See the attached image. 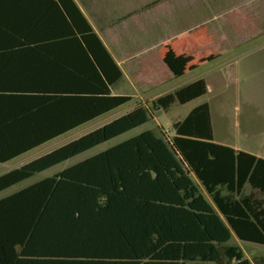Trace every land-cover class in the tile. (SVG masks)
<instances>
[{
	"label": "trees",
	"instance_id": "obj_1",
	"mask_svg": "<svg viewBox=\"0 0 264 264\" xmlns=\"http://www.w3.org/2000/svg\"><path fill=\"white\" fill-rule=\"evenodd\" d=\"M24 1L0 0V165L132 101L114 93L124 76L73 0ZM44 7L51 18H40ZM76 42L68 50L88 55L81 66L91 84L71 79L79 63L53 57L65 50L54 44ZM206 92L198 78L138 103L13 169V182ZM233 237L264 246V159L214 142L206 102L167 138L143 131L0 198V264H264Z\"/></svg>",
	"mask_w": 264,
	"mask_h": 264
},
{
	"label": "rangeland",
	"instance_id": "obj_2",
	"mask_svg": "<svg viewBox=\"0 0 264 264\" xmlns=\"http://www.w3.org/2000/svg\"><path fill=\"white\" fill-rule=\"evenodd\" d=\"M177 1H180L181 6L185 3L186 9L189 10V12L186 10L185 17L171 19L165 17L169 11L165 3L166 9L158 12L157 19L144 17L143 22L149 27L153 26L154 29L164 31L161 34V37L165 36L164 38L177 30L188 31L182 37L191 49L192 57L188 62L192 60L191 65L197 63L194 56L197 51L202 55L205 54V57L202 56L201 59L204 65L200 69L207 79L206 94L184 105L175 104L166 112L149 111L145 124L97 145L44 173L36 174L27 181L14 184L12 178L14 168L98 127L99 123L107 117L120 114L129 106H133L138 101V98H134L129 106L119 107L109 115L0 166V176L8 185L7 190L0 193V198L52 176L73 164L135 137L143 131L149 130L162 138H167L171 134V124L185 116L191 108L203 102L208 103L210 107L214 142L238 147L264 158V0ZM180 9L176 7V11ZM131 21L134 19H126L128 32L115 34L116 39L120 37L123 41L125 39L132 41L136 37L135 24ZM122 46L125 47V44ZM114 52L118 58L120 54L126 55L134 51L124 49ZM194 68L191 66L190 74L195 72ZM134 87H130L131 90L125 89V91L135 94ZM230 244L238 245L248 259L264 256V246L240 242L234 237Z\"/></svg>",
	"mask_w": 264,
	"mask_h": 264
},
{
	"label": "crops",
	"instance_id": "obj_3",
	"mask_svg": "<svg viewBox=\"0 0 264 264\" xmlns=\"http://www.w3.org/2000/svg\"><path fill=\"white\" fill-rule=\"evenodd\" d=\"M22 1L26 2L24 0ZM73 1L75 2L79 10L82 12L84 17L87 19L93 31L102 41L103 45L105 46V48L107 49V51L109 52L115 63L118 65L124 76L123 82L114 91V93L122 94V95H130L132 97V101L134 98H138V101L133 106H129L127 109L123 110L120 114L131 110L138 103L142 105H149L150 101H152L159 95L171 91L175 87L188 83L192 80L198 78H204L207 85V79L203 76L204 73L201 72L200 69L204 65L201 59L202 56L205 57V54L202 55L201 52L197 51V53L194 54L195 61L197 63L191 65L192 60L188 62L189 58L191 59L192 57V54L190 52L191 49L188 47L189 45L188 43L185 42L184 38L182 39V37H184L188 31L177 30L172 32L166 38H164L165 36L161 37V34L164 31L161 32L157 29H154L153 26L149 27L145 25L143 22L144 17H155V19H157L159 14L158 12L160 10L166 9L165 3H167V7L169 8L167 9L169 10L167 12L168 14L165 17H169V19L173 17L174 18L185 17L187 10L185 3L181 6L180 1L177 0H162V1L161 0H73ZM23 2H21V4H23ZM176 7H180L181 8L180 11L179 10L176 11ZM40 11L42 12L40 18H51V16L44 13L47 12V9L45 7L39 10V12ZM187 12H189V10H187ZM128 18L134 19V21L131 22H134L135 24L136 29L134 33L136 37L132 41H127L126 39L123 41V39L120 37L116 39V37L114 36L115 34L128 32L126 27L128 26L126 22V19ZM40 28L46 29L44 25L40 26ZM129 33L131 32L129 31ZM123 44H125V47L122 46ZM74 45L77 48L80 47V44L77 42L73 43V45L70 43L54 44L53 46L54 48L61 47L64 48L65 50H63L61 53H54L53 57L59 60L64 59L65 61L73 59L74 62H76V64L79 63L78 69L80 70L79 72L80 75L74 74L75 77H71V79H74L77 83L84 84V82H86L87 84H91L89 81L84 79L83 73L85 72L84 71L85 69L83 66H81L82 62L88 65V55L83 51L77 52V51L68 50L69 47H72ZM124 49L132 50L134 52H129L126 55L120 54V56L117 58L114 51L124 50ZM24 57L25 56H23V58ZM46 57L47 59L49 58L50 60H52V57H48V56ZM25 59L26 58L15 59L14 62L21 63ZM205 61L206 60H204V62ZM69 64H73V63H69ZM191 66L195 67L193 69L195 71L193 74H190L192 71ZM92 74L96 76L94 68ZM161 86L164 87L161 88ZM130 87L135 88V94H130L125 91V89L128 88L129 90H131ZM120 114L113 116L111 115V117H107L103 122L99 123V126ZM102 117H99L97 119H100ZM232 148L236 150H241L238 147H232ZM6 164H1L0 166Z\"/></svg>",
	"mask_w": 264,
	"mask_h": 264
}]
</instances>
